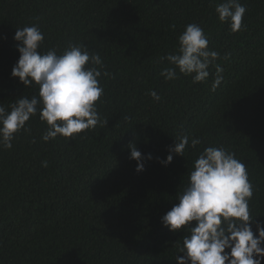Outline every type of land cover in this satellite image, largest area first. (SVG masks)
<instances>
[{"label": "trees", "instance_id": "obj_1", "mask_svg": "<svg viewBox=\"0 0 264 264\" xmlns=\"http://www.w3.org/2000/svg\"><path fill=\"white\" fill-rule=\"evenodd\" d=\"M220 2L0 0V105L38 91L11 76L20 56L17 28L37 25L41 51L84 45L111 73L99 78L104 94L94 129L45 143L47 125L37 114L12 149L0 148V264H176L187 232L169 231L161 217L209 146L223 145L246 164L251 214L264 223V0H239L246 13L236 33L218 20ZM189 23L220 53L223 80L215 91L214 66L202 83L160 75L172 67L160 58L177 51ZM184 134L201 143L162 165ZM130 143L152 154L142 172L129 158Z\"/></svg>", "mask_w": 264, "mask_h": 264}, {"label": "clouds", "instance_id": "obj_2", "mask_svg": "<svg viewBox=\"0 0 264 264\" xmlns=\"http://www.w3.org/2000/svg\"><path fill=\"white\" fill-rule=\"evenodd\" d=\"M215 12L221 23L229 24L232 33L242 29L246 7L239 0H222L216 4ZM44 39L35 24L15 32L20 56L11 76L24 87L35 85L38 91L31 98L20 97L8 108L0 105V148L5 150L12 149L21 131H29L27 122L37 114L47 125L42 136L45 143L57 137L74 138L100 122L97 103L104 88L99 78L111 76L103 71L101 56L77 43H69L62 54L54 48L41 51ZM208 45L204 29L197 23L187 24L178 36L177 51L160 58L172 65L160 75L171 81L178 79L179 73L190 76L193 83H202L214 66L215 91L223 80L224 69L216 64L220 53ZM149 94L154 101H160L155 91ZM189 140L187 134L178 137L168 148L167 157L159 162L167 166L172 153L184 157L186 148L195 149L201 143L199 138H192L191 143ZM128 148L129 158L136 161V171H144L145 161L152 160V154H142L135 143ZM42 166L47 167L48 162L43 161ZM253 195L247 166L235 153L223 145L204 148L193 162L187 184L176 195L178 203L161 217V224L169 231L187 232L177 248L176 264H264V223L251 214Z\"/></svg>", "mask_w": 264, "mask_h": 264}]
</instances>
